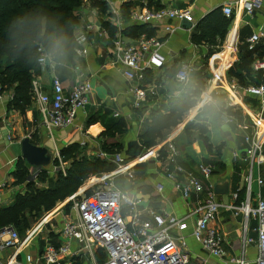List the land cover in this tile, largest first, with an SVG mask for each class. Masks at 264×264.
Wrapping results in <instances>:
<instances>
[{
  "label": "crops",
  "instance_id": "1",
  "mask_svg": "<svg viewBox=\"0 0 264 264\" xmlns=\"http://www.w3.org/2000/svg\"><path fill=\"white\" fill-rule=\"evenodd\" d=\"M237 1L107 0L110 17L99 16L88 5H84L78 11L80 24L75 31V39L85 37L87 40L80 48L81 53L75 52V56L69 58L57 49L50 55V68L42 70L39 67L35 79L40 82L43 93L51 96L53 75L58 77L65 90H70L81 80L79 74H82L83 79L87 80L92 87L91 103L78 113L73 127L68 130H56L50 135L41 124L40 114L32 98L23 111H17L9 108V103L14 96L13 92L3 93L0 101V208L11 205L17 194H23L26 191L25 185L16 186L13 179L17 164L21 161L20 142L22 140L28 138L34 146L45 148L52 154L58 151L57 145L60 153L76 146L83 150L85 156L101 159L99 154L103 153L101 151L103 135L110 130L114 131V139L111 141L120 144L123 148L122 156L127 163H130L133 175V178L129 179L125 174H116L112 177L113 186L140 201L136 210L141 215V220L147 219L146 210L149 208L185 219L186 228L180 232V236L184 238L185 248L191 261H195L196 258L209 260L210 258L203 255L200 246L191 237L196 217L190 216V212L195 204L196 195L193 193L189 199H184L179 186L186 174L198 178L205 187L212 186L214 192L217 186L227 182V193L216 195L217 200L222 205H228L232 203V196L238 193V202H243L247 195L246 176L250 169L249 165L242 160L247 148L245 137L251 138L253 135V120L261 118L264 124V97L246 93V89L264 86V71H256L253 68L254 64L264 62V2L250 14L234 7L232 16L227 18L222 13V8L235 4ZM162 9L189 10L194 24L177 21L150 24L156 29L155 39L162 42V48L159 51L162 65L148 70L143 82H129L114 59V43L118 40H122L125 44L132 42L120 35V32L127 27L140 25L131 20L132 14H138L144 10ZM215 10L220 11L221 18L229 21V28L222 45L210 47L205 43H193L192 34L195 26ZM103 23L115 26L118 31L115 39L109 38L102 27ZM166 28H173L174 31L168 33ZM252 36H257L259 39L254 50L249 51L247 42ZM214 50H217V53L212 55ZM249 55L252 56V63L248 74L242 75L243 84L240 85L235 79H229L227 72L241 58ZM216 57L217 60H215ZM182 65L192 67L189 82L185 85H179L174 79ZM217 75H219V81L215 79ZM197 80L204 82V90L194 107L185 116L183 123L171 131L166 138V140L170 139L178 152L175 163L165 166L164 158L162 160L149 158L150 154L146 155V161L141 163H137V159L126 157L127 145L132 142L139 144V136L146 131L145 123L150 112L159 110L162 114H169L171 102L180 99L185 90ZM133 86H138L147 92V102L139 111L133 110V99L128 93L129 88ZM209 101H211L210 104ZM230 103L232 107L228 106ZM188 123L204 126L207 129L209 145L213 149L222 146L220 154H217L215 150L209 152L204 142L196 138L197 135H194L190 142L183 140L184 137L181 136ZM214 123L218 128L217 133H220L222 137V142L218 145L210 140ZM160 145L150 150L152 155L159 152ZM235 155L238 157L236 158ZM53 163L54 161L41 170L47 172ZM199 165L213 167V173L208 180L199 173ZM176 167H179L181 171L176 173V181H171L167 174L168 172L174 174ZM34 170L28 166L30 175ZM263 172L264 166L254 167L253 179H261L264 183ZM49 177H51L50 174ZM119 179L121 181L116 182ZM88 182L87 180L84 183L85 189L83 185L77 194L90 190ZM254 184L256 193L253 194L251 190L252 201L264 197V187ZM157 185L163 187L162 195L156 191ZM48 186L50 182L38 185L39 188H48ZM224 199L228 201L223 202ZM65 201L57 204L52 211L43 214L39 223H35L20 238V245L16 250L7 249L1 252L0 263L4 264L16 256L15 264H29L26 262V257L31 258V264H44L41 261L36 263L44 249L50 245L57 247L61 243L60 232L70 212V207L65 205ZM240 222V217L235 218L225 211L220 213L217 220V229L224 235L225 248L229 254L231 252L234 255L239 254ZM254 227L255 223L252 222L251 228ZM250 236L255 237L253 233H250ZM76 250V245H73L72 252ZM188 250H191L190 253ZM248 250L255 259V248L250 247ZM96 258L98 262L99 258L103 260L100 251L97 252ZM91 263L93 264L89 255L77 252L74 257L61 258L57 264Z\"/></svg>",
  "mask_w": 264,
  "mask_h": 264
},
{
  "label": "built area",
  "instance_id": "2",
  "mask_svg": "<svg viewBox=\"0 0 264 264\" xmlns=\"http://www.w3.org/2000/svg\"><path fill=\"white\" fill-rule=\"evenodd\" d=\"M263 2L264 0H238L235 4L224 6L222 13L229 18L235 7L250 14ZM131 20L144 25L164 21L194 24L189 10H144V12L132 14ZM166 31L171 33L174 30L166 28ZM258 39L257 36H252L248 40L249 51L254 50ZM86 41L85 37L76 39L77 54L81 53L80 48ZM161 48L162 42L155 38L141 37L130 44L118 40L114 43V59L122 68L127 81L143 82L148 70L162 65V59L159 56ZM37 54L38 66L42 70L50 68V55L41 47L37 49ZM253 68L256 71H264V62L254 64ZM191 71L190 65H182L174 76L175 81L179 85L187 84ZM79 77L80 81L70 90H65L58 77L53 75L51 96L43 93L37 79L32 80L30 95L36 103L41 124L50 135L56 130H68L73 127L78 113L91 103L92 87L87 80L83 79L82 74H79ZM215 79L219 81V75L215 76ZM128 93L133 99V110H141L142 105L147 102L146 90L133 86L129 88ZM246 93L262 98L264 86L246 89ZM2 96L0 89V101ZM231 105V103L228 104L229 107H232ZM252 129V137H245L247 148L242 156L243 162L250 167L246 176L247 195L243 202H238L239 196L236 193L232 196V203L222 205L217 200L213 187H205L191 174H186L179 186L184 199H189L193 193L196 195L195 204L190 212V216L196 217L191 232L192 239L200 246L207 258H213L224 264H264V197L256 201L251 200L253 183L264 187L263 181L254 180L252 173L254 167L264 166V124L261 118L252 121ZM160 147L164 149L163 165H173L178 152L170 139L164 141ZM146 155H149V158L162 160L159 152L152 155L151 151H148L136 162L146 161ZM99 157L114 164L117 169L116 174H125L129 179L133 178L131 165L122 155L108 156L100 153ZM235 157L238 156L235 155ZM55 160L58 169H62V157L58 152L53 154V161ZM198 170L206 180L213 173L212 166L199 165ZM40 171L41 169H35L32 172L33 175L31 173L32 177L35 178ZM180 171L179 167H176L174 174L168 172L167 177L171 181H176L175 175ZM95 181L88 182L89 189L96 188L90 196H85V192L76 193L65 201V205L70 207V212L60 232L61 243L57 247L47 246L36 263L41 261L44 264H57L61 258L74 257L78 252L89 255L93 264H207V259L203 258L191 261L188 253L183 249L185 243L180 232L186 228L185 219L149 208L146 210L147 219L141 220V215L136 210L140 201L116 189L111 183V176L95 179ZM156 191L162 195L163 187L157 185ZM222 211L231 213L235 218H241L238 255L229 254L225 248L224 235L217 229V220ZM252 222L255 223L253 229ZM250 233H253L255 237H251ZM19 245L20 237L16 231L6 228L0 232V253L7 249L16 250ZM73 245H76V252H72ZM250 247L256 250L253 261L246 258L247 249ZM99 251L103 258L102 263H98L96 258ZM15 259L16 256L4 264H15ZM26 262L31 264V258L26 257Z\"/></svg>",
  "mask_w": 264,
  "mask_h": 264
},
{
  "label": "trees",
  "instance_id": "3",
  "mask_svg": "<svg viewBox=\"0 0 264 264\" xmlns=\"http://www.w3.org/2000/svg\"><path fill=\"white\" fill-rule=\"evenodd\" d=\"M84 5H88L99 16L110 17L105 0H0V89L2 93L13 92L10 109L23 111L31 99V82L39 71V47L49 55L59 49L69 58L75 56L78 49L75 31L80 24L78 11ZM102 27L111 40L115 39L118 34L115 26L103 23ZM228 28L229 21L221 18L220 11L215 10L195 26L192 42L205 43L210 47L220 46ZM120 35L132 41L141 37L152 39L155 38L156 29L150 24H140L125 28ZM216 53L217 50H214L212 55ZM251 57L241 58L229 69L227 77L242 85V75L248 74ZM203 90L204 82L197 80L185 90L180 99L171 102L169 114H162L159 110L150 112L145 123L146 131L139 136V144L144 152L162 144L171 131L183 123ZM194 135L204 142L209 152L215 150L220 154L222 146L213 149L209 145L204 126L188 123L181 137L190 142ZM103 136V153L108 156L123 155L121 145L111 141L114 139V131L109 130ZM159 155L165 157L164 149L159 151ZM61 157L69 167L63 176L59 173L54 178H49L45 170L33 178L28 173V166L22 160L19 161L13 174L14 184L25 185L26 191L17 194L11 205L0 208V232L11 228L22 238L43 214L76 194L87 180L90 182L94 176L109 174L116 168L114 164L99 158L89 159L76 146L63 150ZM46 182H50L48 188L38 187ZM92 193L93 189H90L85 195L90 196ZM98 263H102L101 258Z\"/></svg>",
  "mask_w": 264,
  "mask_h": 264
},
{
  "label": "water",
  "instance_id": "4",
  "mask_svg": "<svg viewBox=\"0 0 264 264\" xmlns=\"http://www.w3.org/2000/svg\"><path fill=\"white\" fill-rule=\"evenodd\" d=\"M144 149L137 143L132 142L127 145L125 156L130 159H139L143 156ZM20 158L33 169H43L53 162V154L45 148H38L31 144L28 138L20 142ZM227 193V182L219 185L215 189V194L220 196Z\"/></svg>",
  "mask_w": 264,
  "mask_h": 264
},
{
  "label": "rangeland",
  "instance_id": "5",
  "mask_svg": "<svg viewBox=\"0 0 264 264\" xmlns=\"http://www.w3.org/2000/svg\"><path fill=\"white\" fill-rule=\"evenodd\" d=\"M212 129H213V131L212 132H210V140H211V142L213 143V144H215V145H218L219 143H221L222 142V137H221V135H220V133H217L218 132V128H217V125H216V123H214L213 124V126H212ZM57 145V144H56ZM52 147H54V146H52ZM57 147V149H58V153L61 155V153H60V151H59V146L57 145L56 146ZM53 149V148H52ZM56 149V150H57ZM87 157V156H86ZM89 159H94L95 157H88ZM62 162H63V159H62ZM63 165V168L62 169H58V165H57V161L55 160L54 161V163L52 164V166L50 167V168H48L47 169V173H49L50 175H51V177H49V178H54L55 176H58L59 175V173H61V175L63 176V174L64 173H66L67 171V169H68V167H69V164H62ZM116 172H117V169L116 168H114V170L112 171V172H110L109 174H108V177H114V176H116ZM49 174H47L48 176H49ZM32 175H33V173H32ZM106 174H98V175H96V176H94L93 178H96V179H101V178H105V177H107V176H105ZM254 177H256L255 175H254ZM262 177H263V179H264V172L262 173ZM121 180L119 179V180H117L116 182H120ZM90 182H96L95 181V179H93V180H91ZM48 183V182H47ZM85 186L86 185H84V189H85ZM94 190L93 191H95L96 190V188H93ZM255 190H256V185L253 183V186H252V193L253 194H255L256 192H255ZM228 200L227 199H224L223 200V202H227ZM40 219H41V217L35 222V223H39V221H40ZM34 225V224H33ZM54 228H56V225L54 224ZM16 231V230H15ZM17 232V231H16ZM233 237H235V236H233ZM197 244V243H196ZM184 249V251L187 253V251L185 250V248H183ZM249 249V248H248ZM247 249V252H246V258H247V260H249V261H253L254 260V255H250L249 254V250ZM191 251V250H190ZM190 251L188 250V252L190 253ZM193 251H194V249H193ZM87 255V254H86ZM204 255V254H203ZM230 255H234L232 252L230 253ZM88 258V257H87ZM210 260V261H209ZM209 260H207V264H224V263H221V262H217V260H215V259H213V258H210ZM92 264V263H91Z\"/></svg>",
  "mask_w": 264,
  "mask_h": 264
},
{
  "label": "bare ground",
  "instance_id": "6",
  "mask_svg": "<svg viewBox=\"0 0 264 264\" xmlns=\"http://www.w3.org/2000/svg\"><path fill=\"white\" fill-rule=\"evenodd\" d=\"M231 41H229V43H230ZM215 60H217V57H216V59Z\"/></svg>",
  "mask_w": 264,
  "mask_h": 264
},
{
  "label": "clouds",
  "instance_id": "7",
  "mask_svg": "<svg viewBox=\"0 0 264 264\" xmlns=\"http://www.w3.org/2000/svg\"><path fill=\"white\" fill-rule=\"evenodd\" d=\"M57 43H59V42H57ZM211 103V101H209V104Z\"/></svg>",
  "mask_w": 264,
  "mask_h": 264
}]
</instances>
